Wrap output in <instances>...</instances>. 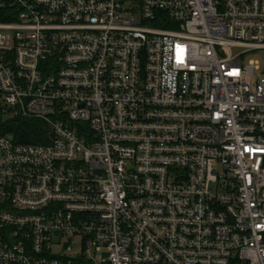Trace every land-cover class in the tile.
<instances>
[{
    "label": "built area",
    "instance_id": "built-area-1",
    "mask_svg": "<svg viewBox=\"0 0 264 264\" xmlns=\"http://www.w3.org/2000/svg\"><path fill=\"white\" fill-rule=\"evenodd\" d=\"M0 101V264H264V0H0Z\"/></svg>",
    "mask_w": 264,
    "mask_h": 264
},
{
    "label": "trees",
    "instance_id": "trees-1",
    "mask_svg": "<svg viewBox=\"0 0 264 264\" xmlns=\"http://www.w3.org/2000/svg\"><path fill=\"white\" fill-rule=\"evenodd\" d=\"M6 110L0 101V132L12 134L18 142L42 144L47 142L46 134L41 123L35 119L13 116L7 118Z\"/></svg>",
    "mask_w": 264,
    "mask_h": 264
},
{
    "label": "rangeland",
    "instance_id": "rangeland-1",
    "mask_svg": "<svg viewBox=\"0 0 264 264\" xmlns=\"http://www.w3.org/2000/svg\"><path fill=\"white\" fill-rule=\"evenodd\" d=\"M5 116L7 118H13V114L9 111L6 112ZM71 240L76 243V247L72 251H67L66 253H68L70 255L77 254L81 249L80 238L79 237H73ZM56 249H59V251H60L61 246H57Z\"/></svg>",
    "mask_w": 264,
    "mask_h": 264
}]
</instances>
